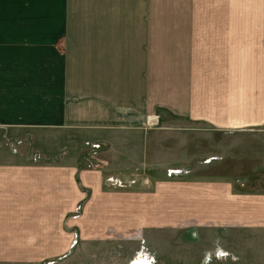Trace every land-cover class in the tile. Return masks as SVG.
<instances>
[{"label": "crops", "instance_id": "1", "mask_svg": "<svg viewBox=\"0 0 264 264\" xmlns=\"http://www.w3.org/2000/svg\"><path fill=\"white\" fill-rule=\"evenodd\" d=\"M101 106L84 139L108 143L106 168L77 171L56 153L75 147L78 108L88 118ZM58 129V143L41 141ZM0 131L21 139L17 153L0 141L2 248L65 253L64 227L84 194L76 174L92 191L81 226L99 203L125 215L160 196L168 210L153 182L173 184L181 212L192 193L191 212L264 213V155L231 148L233 135L264 137V0H0ZM250 158L255 167L234 171ZM163 164L197 172L152 177ZM107 180L118 185L102 190Z\"/></svg>", "mask_w": 264, "mask_h": 264}, {"label": "rangeland", "instance_id": "2", "mask_svg": "<svg viewBox=\"0 0 264 264\" xmlns=\"http://www.w3.org/2000/svg\"><path fill=\"white\" fill-rule=\"evenodd\" d=\"M78 57L80 59V55ZM96 111L97 113L92 112L88 118H83L78 108V116L74 118L75 123L71 125L74 128L72 136L76 141L75 147L57 149V156L73 158L77 171L80 167L93 170L106 168V161L101 160L99 154L107 148L108 143L84 139L87 136L86 130L89 131L91 127H94L92 125L89 128L86 127L87 119L98 120L101 115L104 117L107 113V109L102 106ZM157 118V114L145 117L143 124L147 127L152 126L157 123ZM62 134L61 129H58L55 134L40 135V139L48 144L52 139L56 140L61 137ZM5 137L3 131H0V141H7L11 152L17 153L14 143L19 144L21 139ZM224 138L223 136V140ZM231 139V148L234 152L249 151L264 155V137L261 134L233 135ZM58 142L57 139L56 143ZM42 153L44 154V151L41 153L35 151L32 158L46 157ZM204 161H208V158ZM255 163V160L250 158L243 164L234 163L233 169L238 173L255 167ZM190 164L191 162L188 163ZM189 167L187 169L182 165L165 166L163 164L152 167L154 169L151 175L156 173V169H159L156 177L161 174L169 177L184 176L188 171L197 172L193 167ZM261 183L264 184V182ZM76 184L82 188L84 194L83 199L79 200L74 207L73 215H70L74 223L66 224L64 227L68 235L72 234L70 246H67L68 238V243L62 248H67L65 253L57 254L59 256L56 257L53 253L61 251L59 250L61 247L51 249L48 245H41L40 248L34 249L4 246L0 247V256L3 257L0 259V264H264V224L262 225L264 213L246 214L239 207L234 213L225 216L209 211L203 213L196 209V212H191L192 202L196 200L190 196L192 193L188 195L186 210L181 212L178 211L176 203H180L179 199H182V195L177 192V189L171 188L173 184L169 185L170 188L167 185L162 188L161 183L153 182V187L148 186L149 190H153L150 192L151 195H155L156 188L162 189L168 210L161 212L164 198L160 196L153 197V206L149 207L146 212L143 207L136 206V210L134 208L131 214L125 215L116 214L108 209L103 211L99 203L95 209L96 211L101 209L100 212L85 213L88 221L86 225L81 226L77 222L78 217L84 212V200L89 199L88 195H91L92 191L88 189L79 174L74 176V189H76ZM116 185H118L117 182L107 180L101 189L113 190ZM75 193L77 191H74ZM209 200L207 199L208 202ZM239 201L247 203L245 200L240 199ZM95 202H99L98 199ZM256 210L259 209L254 206L252 211ZM120 216L125 219L120 220ZM0 231L5 237L8 235V231ZM23 249L26 252H22ZM28 257L31 258L30 261L21 260L29 259ZM41 257H44L43 260Z\"/></svg>", "mask_w": 264, "mask_h": 264}]
</instances>
